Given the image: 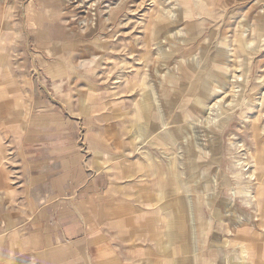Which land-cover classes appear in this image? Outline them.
<instances>
[{"label": "rangeland", "instance_id": "1", "mask_svg": "<svg viewBox=\"0 0 264 264\" xmlns=\"http://www.w3.org/2000/svg\"><path fill=\"white\" fill-rule=\"evenodd\" d=\"M34 88L164 111L132 130L143 171L175 177L193 233L201 219L220 233L205 250L223 264H264V0H0V186L25 171ZM14 117L22 134L2 130Z\"/></svg>", "mask_w": 264, "mask_h": 264}, {"label": "crops", "instance_id": "2", "mask_svg": "<svg viewBox=\"0 0 264 264\" xmlns=\"http://www.w3.org/2000/svg\"><path fill=\"white\" fill-rule=\"evenodd\" d=\"M80 96L35 88L30 95L25 171L17 184L0 186V197L8 196L0 203V264H223L222 249L205 250L220 233L211 236L203 219L193 233L191 208L169 187L175 177L143 171L132 130L167 114L139 98L129 110ZM14 119L2 130L14 133Z\"/></svg>", "mask_w": 264, "mask_h": 264}, {"label": "bare ground", "instance_id": "3", "mask_svg": "<svg viewBox=\"0 0 264 264\" xmlns=\"http://www.w3.org/2000/svg\"><path fill=\"white\" fill-rule=\"evenodd\" d=\"M67 1H68V0H67ZM75 1H76V0H75ZM80 2H81V1H80ZM109 2H110V1H109ZM132 2H133V1H132ZM66 3H67V2H66ZM70 3H71V2H70ZM82 3H83V1H82ZM122 3H123V1H122ZM127 3H129V1H128V2H125L126 5H127ZM68 4H69V3H68ZM76 4H77V3H76ZM118 4H119V3H118ZM66 5H67V4H66ZM66 5H65V6H66ZM78 5H79V4H78ZM78 5H77V6H78ZM80 5H82V4H80ZM126 5H125V6H126ZM119 6H120V4H119ZM119 6H118V7H119ZM75 7H76V6H75ZM75 7H74V8H75ZM115 8H116V7H115ZM121 8H122V7H121ZM118 9H119V8H118ZM124 9H125V8H124ZM74 10H75V9H74ZM78 10H79V9H78ZM78 10H77V11H78ZM116 10H117V9H116ZM72 11H73V10H72ZM84 11H86V10H84ZM171 11H172V10H171ZM55 12H56V11H55ZM63 12H64V11H63ZM63 12H62V13H63ZM100 12H101V11H100ZM80 13H83V12H80ZM92 13H93V12H92ZM135 13H136V12H135ZM75 14H76V13H75ZM85 14H87V13H85ZM121 14H122V13H121ZM121 14H120V15H121ZM108 15H109V14H108ZM78 16H79V15H78ZM84 16H85V15H84ZM91 16H92V15H91ZM88 17H89V16H88ZM93 17H94V16H93ZM91 18H92V17H91ZM107 18H108V17H107ZM120 18H121V17H120ZM70 19H72V18H70ZM73 19H74V18H73ZM79 19H80V17H79ZM83 19H84V18H82V20H83ZM86 19H87V18H86ZM65 20H66V19H65ZM88 20H89V19H88ZM61 21H63V20H61ZM89 21H90V20H89ZM85 22H86V21H85ZM85 22H84V23H85ZM91 22L94 23V21H91ZM104 22H105V20H104ZM82 23H83V22H82ZM102 23H103V22H102ZM84 25H85V24H84ZM112 25H113V24H112ZM70 26H71V25H70ZM86 26H87V25H86ZM79 27H80V26H79ZM87 27L89 28V26H87ZM92 27H94V26H92ZM111 27H112V26H111ZM111 27H110V28H111ZM81 28H82V27H81ZM95 28H96V27H95ZM95 28H94V29H95ZM112 28H113V27H112ZM107 29H108V28H107ZM89 30H90V29H88V31H89ZM97 30H98V29H97ZM99 30H100V29H99ZM91 31H92V30H91ZM91 31H90V33H91ZM17 33H18V32H17ZM87 34H88V33H87ZM91 35H92V34H91ZM92 36H94V35H92ZM102 36H103V35H102ZM28 38H29V37H28ZM90 38H91V37H90ZM99 39H100V38H99ZM59 43H60V42H59ZM53 50H54V49H53ZM235 75H236V74H235ZM232 76H233V75H232ZM239 76H241V74H239ZM239 76H238V77H239ZM238 77H237V78H238ZM234 79H235V78H234ZM240 79H241V77H240ZM240 79H239V80H240ZM233 85H234V84H233ZM238 88H239V87H238ZM236 89H237V88H236ZM231 90H232V89H231ZM234 91H235V90H234ZM235 94H236V93H235ZM235 94H234V95H235ZM235 98H236V96H235ZM232 102H233V101H232ZM232 102H231V103H232ZM228 105H229V104H228ZM231 105H232V104H231ZM16 106H17V105H16ZM17 107H18V106H17ZM210 111H211V110H210ZM210 113H211V112H210ZM22 115H23V114H22ZM210 116H211V115H210ZM204 120H205V119H204ZM204 120H203V121H204ZM12 121H13V120H12ZM203 121H202V122H203ZM197 122H198V121H197ZM213 122H214V121H213ZM16 124H17V123H16ZM205 124H206V123H205ZM207 124H208V123H207ZM162 125H163V124H162ZM197 125H198V124H197ZM208 125H209V124H208ZM164 126H166V124H164ZM203 126H204V125H203ZM205 127H206V126H205ZM164 128H165V127H164ZM15 131H16V133H19V134L21 133V134H22V131H23V130H22L21 127L18 129L17 126H16ZM169 141H170V140H169ZM173 141H174V140H173ZM231 143H232V142H231ZM249 144H250V143H249ZM0 155H1V152H0ZM2 159H3V158L0 157V160H2ZM244 162H245V161H244ZM184 166H185V165H184ZM245 166H246V165H245ZM247 166H248V165H247ZM240 168H241V167H240ZM243 169H244V168H243ZM155 175H156V174H155ZM251 177H252V180H254V179L257 178L256 175H254V174L251 175ZM253 178H254V179H253ZM191 194H192V193H191ZM250 196H251V194H250ZM250 196H249V197H250ZM252 197H253V196H252ZM252 199H253V198H252ZM195 230H196V229H195Z\"/></svg>", "mask_w": 264, "mask_h": 264}]
</instances>
